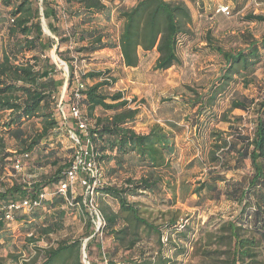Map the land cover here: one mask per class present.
Instances as JSON below:
<instances>
[{
    "label": "trees",
    "instance_id": "trees-1",
    "mask_svg": "<svg viewBox=\"0 0 264 264\" xmlns=\"http://www.w3.org/2000/svg\"><path fill=\"white\" fill-rule=\"evenodd\" d=\"M3 5L11 7L9 17L10 24L7 28V41L5 47L0 50V113L7 114V120L2 123L3 132L0 134V176L3 175L8 164L16 161V156L8 151L5 143V135L18 140L22 155L32 153L39 142L47 137L57 127L58 121L51 107L58 104L59 90L63 87V79L54 80L51 73L56 65L51 64L47 54L54 51L60 61L68 65L69 75L67 91L72 87L74 74V61L103 51L104 49H118L120 62L126 68H137L142 57L156 52L157 57L153 70L167 71L179 63L178 39L180 35H186L188 26L192 23L191 12L182 1L165 0H137L128 8L117 9V18L122 20L121 32L117 45L111 44L106 38L108 35L102 30L91 28L81 29L80 25L92 24L97 16L104 15L110 18V4L116 0H107L105 5L102 0H66V6L62 9V17L78 19L80 24H70V27L61 32L58 27L60 15L55 8L51 7L49 0H1ZM195 1V0H189ZM232 2L236 0H231ZM77 4L73 9L71 4ZM41 9V10H40ZM97 15V16H96ZM47 21V29L51 33L48 36L42 31L41 19ZM244 21L264 24V15L248 14ZM244 48L227 51L221 45L207 37V44L211 51L223 62L219 78L204 93L190 90L192 96L184 102V106L195 110V117L190 127L194 128L198 140L203 136L208 127L212 109L218 104L219 99L226 94L230 87L236 83H242L247 88L253 83L256 66L261 62L264 53V37L256 40L251 33L239 34ZM66 45L68 49L60 51ZM75 53L77 57H71ZM27 54L31 55L26 60ZM56 57H54L55 60ZM105 74V73H104ZM101 72L90 71L82 76V83L72 93L71 105L76 103L77 108L85 111L90 119L94 118V112L98 109L112 112L111 116L95 117L93 126L87 128L89 140L95 153V162L100 170L101 165L107 166L111 161L117 166V170L133 172L125 167L133 161L139 168L144 170L139 179L126 177L120 187L107 186L96 188L95 193L102 197L113 199L118 205V212L98 210L101 225L96 230L94 221L95 214L89 213L88 200L82 196L73 201L83 213L84 233L76 239H65L57 243L56 247L39 249L34 247L35 255L29 260H21V264H84L82 259L83 242H86L85 253L87 258L92 255L95 248L99 256L103 257L107 264H168L169 261L159 257L152 262L146 260L140 253L141 258L126 257L125 260L115 262L114 257L119 251L124 253L136 252L141 241L143 230L156 235L162 248L169 245L173 237L186 233L185 230L175 232V224L179 220L170 219L166 224L156 227L148 223L133 204H129L128 197H136L141 193H160L164 184V173L171 169V162L176 153L173 132L155 123L147 133H136L128 127L138 115L136 109L128 106L133 101H127L122 92L112 94L101 93L102 89L110 88L116 83L111 77H104ZM96 80L93 85H85L86 80ZM75 94L79 99H76ZM72 108V107H71ZM55 109V108H53ZM241 110L254 116V128L250 135L244 133L238 124L242 118L237 117L230 121L229 115L224 113L220 116V122L232 123L231 130L223 132L210 131V148L207 152L201 145V165L208 166L206 179L198 182L191 191L198 197L202 192H216L218 197L224 196L234 202L240 209V220L226 221L224 229L229 241H233L231 264L245 263L261 264L256 261L259 240L256 237L245 238L239 232L243 223L253 225L254 231L264 240V96L257 100L249 101L246 98L231 100L229 113ZM202 118L206 120L201 121ZM213 118V117H212ZM37 119L41 124L40 133L33 137H25L21 131L24 122ZM74 122L76 127L75 119ZM233 124H238L234 126ZM171 130H176L175 124L167 125ZM74 129V128H73ZM70 129V130H73ZM73 156V155H72ZM72 160V159H71ZM230 160L233 161L231 170H238L241 165L249 161L251 172L237 180H227L220 175L223 170H230ZM71 161L64 165L58 163L53 175L49 176L44 184L41 182L18 184L13 182L9 186L0 184V204L9 202L39 200L43 188L57 186L64 179L65 171L70 167ZM102 173V170H101ZM225 183L223 190H219L217 183ZM79 185V184H78ZM165 186L171 191L170 182ZM169 191V192H170ZM173 200L176 194L173 192ZM67 196L71 198L68 191ZM65 201L62 197H54L52 200H42L38 207L32 208L31 216H22L20 219L26 224L30 218L39 219L38 208L46 206L48 214L44 215L42 224L31 225L34 232L26 238V243L34 244L40 240L48 239L50 235L59 233L63 228L66 212L62 207ZM66 206V205H65ZM72 207V208H74ZM19 211L13 212L16 219ZM242 217V220H241ZM4 214L0 212V238L5 237ZM168 231L173 234L167 244L161 243L162 233ZM101 235V239L98 236ZM110 239L115 245L114 249H104L102 240ZM1 248V247H0ZM41 260L38 262V257ZM8 259L18 262L16 256ZM5 259L0 257V264ZM89 264H97L90 262Z\"/></svg>",
    "mask_w": 264,
    "mask_h": 264
},
{
    "label": "rangeland",
    "instance_id": "rangeland-1",
    "mask_svg": "<svg viewBox=\"0 0 264 264\" xmlns=\"http://www.w3.org/2000/svg\"><path fill=\"white\" fill-rule=\"evenodd\" d=\"M137 0H116L110 4L111 12L116 8L114 13H110V18L97 17L92 24L80 25L81 29L87 30L91 28L102 30L108 35L106 38L111 44L117 45L118 37L121 32L122 20L117 18V9L129 8L135 4ZM165 1H182L191 12L192 23L187 27L186 35H180L178 39V59L179 63L171 67L167 71L153 70L156 52L148 54L141 58L137 68H126L120 62L118 49H104L103 51L94 53L87 58L74 61V74L72 87L67 91V80L69 70L65 72L66 64L61 65L56 55L55 61L51 59L52 52L47 54L51 64L56 65V69L51 73L54 80L63 79L65 81L63 87L59 90L58 104L51 107L52 112L57 118L58 124L50 134L43 138L39 144L34 147L32 153L28 154V158L23 157L18 140L5 135V143L8 151L16 156V161L22 165V171L14 170L15 162L8 164L6 171L0 176V184L9 186L13 182L18 184H31L35 182L45 183L49 176L53 175L57 168L53 167L57 163L64 165L69 163L74 153V146L69 138V129L75 128L74 122L71 120V99L72 93L82 83V76L90 71L105 73L104 77H111L116 80L110 88L101 90V93L112 94L122 92L127 101H133L128 108L136 109L138 115L128 127L133 128L136 133H147L152 125L159 124L163 128H168V124H175L180 130H173L174 143L177 144V151L173 159V169L164 173V184L160 193L152 194L148 192L141 193L136 197H128L129 204H133L140 215L153 226L159 227L170 219L187 220L186 233L175 235L170 244L162 248L157 240L156 235L143 230L140 244L137 245L136 252L119 251L114 257L115 262L125 260L126 257L139 259L140 253L146 260L155 262L162 257L169 261L168 264H231L233 241L227 238L224 229L226 221H237L240 218V209L234 202L227 200L224 196L217 195L216 192H202V196L198 197L192 194L190 190L196 187L198 182L206 179L208 166L202 167L195 165L190 170H186L184 165L193 156L188 153L187 143L192 140L190 130L191 123L195 117L194 111L184 106V102L190 99L192 94L190 90L204 93L219 78L220 71L223 67L222 60L215 55L207 44V37L210 36L213 42L221 45L227 51H235V49L244 48L240 40L237 38L239 34L249 32L256 40L264 37V24L244 21V17L248 14L264 15V0H165ZM52 8H55L59 15L58 27L61 32H65L70 24H80L78 19H67L62 17L61 11L66 6V0H49ZM41 0H38L40 6ZM73 9L78 8L77 4H71ZM227 8L228 12H223V8ZM11 7H6L0 0V50L5 47L7 41V28L10 24ZM47 27V21L43 20ZM68 49L63 45L60 51ZM71 57H77L75 53H71ZM31 55L27 54L25 59L30 60ZM261 62L256 66L253 76L255 80L247 88L242 86L241 81L230 87L228 94L219 99L218 104L212 109L208 127L205 128L203 136L199 139L200 150L201 145L205 149L210 148V131L229 133L232 123L220 122L221 114H228L230 121L234 118L241 117L242 120L238 124L243 128L246 135H250L254 128V116L241 110L229 113V105L231 100L246 98L249 101L257 100L264 96V53ZM55 62V63H54ZM68 66V65H67ZM96 80H86L85 85H93ZM55 108V109H53ZM80 113L87 121V128L93 126L95 117L111 116L112 112L103 113L100 110L94 112V118L90 119L85 111L80 109ZM213 117V118H212ZM7 114L0 113V134L3 132L2 123L7 120ZM206 120L202 118L201 121ZM158 121V122H157ZM238 124H233L234 126ZM188 127L186 131L185 127ZM191 128V129H190ZM41 124L35 120L24 122L21 131L25 137H33L36 133H40ZM183 131H182V130ZM168 131V130H167ZM194 131V128H193ZM184 133V134H183ZM194 133V132H193ZM233 161L230 160V170H223L220 175L223 179L239 180L244 176H249L251 172L250 162H244L238 170L233 168ZM133 172L126 170H117L114 162L108 163L107 166L101 165L102 177L101 186L120 187L124 183L126 177L139 179L144 172L138 167L135 161L125 167ZM205 170V173L202 171ZM202 175V176H201ZM170 182L173 195L165 186L166 182ZM182 182L186 186L182 187ZM219 190H223L225 183H217ZM1 188V187H0ZM56 186H46L43 188L45 200H52ZM85 194L84 190L76 182L72 190V196H82L84 200H88V212L96 216L94 227L98 230L100 214L98 210L105 212H118L117 203L111 199L95 193ZM170 191V192H169ZM66 212L63 228L57 234H52L48 239H43L33 245L26 243V238L34 232L31 225L39 226L42 224L44 215L48 214L46 206L38 208L39 219L30 218L25 224L22 216H31V212H20L16 219L9 223H5L4 235L0 238V257L4 258V264H21V260H29L35 255L34 247L41 250L59 243L65 239H76L84 233L83 213L76 205L74 208L63 206ZM99 218V219H98ZM240 220V219H239ZM242 220V217H241ZM239 222V221H237ZM242 237H256L259 240V248L257 249L256 261L260 260L264 264V240L260 238L258 232L254 231L253 225L243 223L239 232ZM101 235L98 236L101 239ZM104 249H114L115 245L110 239L102 240ZM140 252V253H139ZM16 256L18 262H14L8 257ZM41 260V256L37 261ZM81 261L84 264L96 262L97 264H107L103 257L99 256L95 248L92 255ZM249 260H245L244 264H248ZM238 264H243L238 263Z\"/></svg>",
    "mask_w": 264,
    "mask_h": 264
},
{
    "label": "built area",
    "instance_id": "built-area-1",
    "mask_svg": "<svg viewBox=\"0 0 264 264\" xmlns=\"http://www.w3.org/2000/svg\"><path fill=\"white\" fill-rule=\"evenodd\" d=\"M222 11L228 12L226 7L223 8ZM75 97L76 99H79L77 94H75ZM70 114L72 119H75L76 121V127L73 130L69 129L68 132L69 138L75 147L74 153L72 156L71 165L65 171L64 179L56 186V190L52 197H62L66 206L74 207V197L72 196L74 184L77 182L84 190L85 194H91L96 188L101 186L102 173L97 162H95V153L88 136L87 121L79 112L76 103L72 105ZM24 157L26 158L27 155H24ZM14 165V170L16 172L22 171V165H20L19 161H16ZM68 191L72 196L71 198L67 196ZM38 197L39 200L35 201L26 199V201L21 202H9V204L5 205L0 204V212L4 214V219L10 222L14 219L13 212H29L32 208L38 207L42 200L46 199L43 192ZM99 221L100 226L101 220L99 219ZM187 223V220L180 219L179 222L174 225L175 232L185 230ZM170 235L173 237V234H170L168 231L162 233L160 239L161 243L166 245Z\"/></svg>",
    "mask_w": 264,
    "mask_h": 264
},
{
    "label": "crops",
    "instance_id": "crops-1",
    "mask_svg": "<svg viewBox=\"0 0 264 264\" xmlns=\"http://www.w3.org/2000/svg\"><path fill=\"white\" fill-rule=\"evenodd\" d=\"M103 1V3L105 4V5H108L109 3H108V1L107 0H102ZM132 7V6H131ZM130 8V7H129ZM77 9V8H76ZM126 9H128V8H126ZM115 10H116V8L115 9H113L112 10V12H111V14L112 13H114L115 12ZM113 15V14H112ZM97 16V15H96ZM97 17H101V18H103L104 17V15L102 16V15H98ZM158 122V121H157ZM188 127L189 126H187V127H185V129H186V131L188 130ZM169 128V127H168ZM192 128V127H191ZM190 128V129H191ZM166 130H168V131H170V132H173V130H171V129H167V128H165ZM176 130H180V128H177ZM182 130V129H181ZM183 131V130H182ZM190 132L192 133V137H193V139L192 140H189L188 141V143H187V146H189V148H188V153L189 154H191L192 152H193V156L189 159V161H187L186 162V164L184 165V168H186V170H190L193 166H195V165H198V166H201V160L202 159H200V155H201V152H200V143H198V140H197V138H196V136H195V132L193 131V129H191L190 130ZM194 132V133H193ZM174 133V132H173ZM184 134V133H183ZM175 144V143H174ZM175 146L177 147V144H175ZM176 151H177V149H176ZM173 164H174V162L172 161L171 162V169H173ZM202 173H205V170H203L202 171ZM202 176V175H201ZM184 186H186V183H183L182 182V187H184ZM193 190V187H192V189L190 190V192Z\"/></svg>",
    "mask_w": 264,
    "mask_h": 264
},
{
    "label": "water",
    "instance_id": "water-1",
    "mask_svg": "<svg viewBox=\"0 0 264 264\" xmlns=\"http://www.w3.org/2000/svg\"><path fill=\"white\" fill-rule=\"evenodd\" d=\"M41 10V9H40ZM43 18L41 19V27H42V31L45 33V34H47L48 36H51V33L48 31V29H47V27H46V25H45V23L43 22ZM54 53H55V48H54V51L52 52V56H51V59L53 60V61H55L54 60V57H56L55 55H54ZM55 59H57V58H55ZM58 60V59H57ZM58 62H60V64L61 65H65L62 61H60V60H58ZM55 63V62H54ZM67 70H68V67H67V65H66V68H65V72H67ZM86 242H87V240H85L84 242H83V247H82V259L84 260L85 258H86V253H85V248H86Z\"/></svg>",
    "mask_w": 264,
    "mask_h": 264
}]
</instances>
